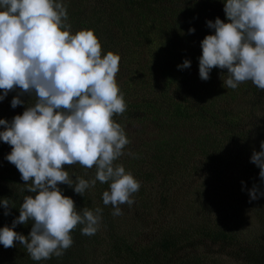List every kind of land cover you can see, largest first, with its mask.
<instances>
[{
  "label": "clouds",
  "instance_id": "clouds-1",
  "mask_svg": "<svg viewBox=\"0 0 264 264\" xmlns=\"http://www.w3.org/2000/svg\"><path fill=\"white\" fill-rule=\"evenodd\" d=\"M222 2L228 22L219 17L206 22L214 34L201 41L199 76L207 81L214 68L226 69L223 87L236 89L251 81L264 91V0ZM67 21V7L58 0H0V101L9 92H18L12 108L24 103L25 94L35 101L11 121L0 119V141L11 146L6 160L21 174L22 191L34 194L23 197L11 227L0 228V244L7 249L19 242L34 261L64 255L78 225L87 236L99 229L102 209L78 212L60 185L84 196L97 181L108 183L102 199L114 208L113 216L122 215L121 205H133L132 196L141 187L122 164L114 163L130 143L113 119L127 108L116 80L121 57L113 52L102 56L94 31L72 34ZM190 67L188 59L178 65ZM260 149L253 151L251 162L264 180V141ZM74 165L95 166L94 178L65 170ZM248 194L250 201L264 196L257 185ZM0 205L5 216L11 214L8 198L0 199ZM29 223L27 236L15 231Z\"/></svg>",
  "mask_w": 264,
  "mask_h": 264
},
{
  "label": "trees",
  "instance_id": "trees-1",
  "mask_svg": "<svg viewBox=\"0 0 264 264\" xmlns=\"http://www.w3.org/2000/svg\"><path fill=\"white\" fill-rule=\"evenodd\" d=\"M204 1L208 4L210 0H114V5L106 8L104 7V2L101 3L100 0H94L95 7L92 10L90 18L95 20L94 22H85V27L82 30H93L102 45V52L105 51L106 53L109 50L114 52L111 50L113 44L117 46L121 43L130 48L132 45H139L150 41L154 35H161L162 32L151 31V27L157 25L158 18H163L162 24H164H158V27H163L161 31L170 34L172 38H175V33L180 35L181 31L189 32L190 28H194V33L184 34L189 39L193 37L191 35L199 34L197 28L200 30L204 26H207V23L194 24L196 14L198 11L201 12L199 9H201L200 6ZM211 1L219 4L222 0ZM96 2H99L100 6ZM109 8L112 14L116 15L119 23L118 26L109 24L106 21L113 16L107 13L106 10ZM113 8L117 11L115 12ZM103 13L104 23L99 28L98 16H102ZM151 13L154 14V17ZM217 17L228 22L224 14L211 16V20L215 21ZM68 19L78 25L83 21L79 17H76L75 14H71ZM146 26L148 29L144 28ZM203 29L206 33L214 32V29H210L209 27ZM114 31L115 35L113 34ZM125 39H129V42H124ZM203 39L201 36H198L197 43L199 45L192 48V51L194 50V53H198V55L202 50L201 41ZM172 49L177 52L174 44ZM179 51L176 56H173L174 53L171 52L173 55L169 54L170 57L166 58L160 69L153 74H156V77L159 76L162 80V82H159V79H156L157 84L155 83V88L151 87L150 89L152 93H155L151 94V97L155 95L157 99L150 97L148 102L141 99L133 101L131 97L135 93L129 95V87L125 89L119 87L127 108L123 114L114 115L113 119L121 126L132 124L135 121L139 123H143L144 121H156L160 123L163 117H167V121H170V124L166 126V130L171 134L167 138L153 141L150 145L155 146L153 150L130 152L125 147L124 150L126 152L114 162L115 164L133 167H135V162H141V165L145 168L151 164L152 170L144 173L146 184L157 178L160 179V189L152 194L157 201H153L148 196V199L142 203V209H146L148 205H155L161 211L166 210V199H168L171 190L170 187H166L162 182L169 177L162 173H164V168H168L174 151L187 153V149L179 148V146H184L183 142H176L173 138V132H175L176 128H180V123L191 122L192 119L204 120V113L206 111L211 113L209 118L213 120V126L216 129H222L220 133L223 136L222 142L225 144H222L223 150H219L218 147L215 149L211 145L203 146L204 164L201 166L204 169L209 167L210 169L212 167L219 168L225 163L227 147L240 143L239 139L243 137V133L240 130L239 120H245L244 115H247V112L241 108H236L235 110L239 111L240 115L233 114L234 110L223 109L222 106L212 104L210 102L212 97L220 94L225 102L226 97L234 90L245 89L258 97L257 105L264 104V91L258 89L256 86L250 87L249 82L241 83L236 89L229 90L223 87L222 80L216 81L212 77L214 69L211 71L210 79L207 81L202 80L200 76H195V74L184 73L181 69H178V65H181L188 58L184 57L185 48H180ZM182 53H184L183 59L181 58ZM128 56L140 58L141 51L139 50L138 53H135L129 49V53L123 61L124 63L129 60L127 59ZM196 74H199V72ZM143 80L142 78L140 81ZM140 85L141 88L143 85L146 87L147 82L143 81ZM168 86L172 87L173 95L177 100L170 98ZM222 89L225 90L222 92ZM17 94L18 92H12L8 96L14 98ZM21 99L24 103L16 108H12L11 103L5 100L7 108L3 111L0 119L11 121L15 115L22 114L31 102H35L27 94L21 96ZM262 110L264 116V108ZM255 123L259 133H264V119L262 118L261 121L255 120ZM0 130H3V126H0ZM208 137V135L199 134L193 140L205 143ZM240 145L242 146L244 143H240ZM213 149L216 151L215 153ZM10 152L11 146L0 141V199L8 198L10 205L13 206H10L11 214L5 216V209L0 205V228L6 225L11 227L13 220L20 214L19 207L23 203V197L25 195H34L28 193L26 190L22 191L25 188L23 185L25 182L21 180V174L13 164L6 160V156ZM65 170H68L70 174L75 172L88 180H91L95 176V166L90 170L84 169L79 165H74L70 168L65 166ZM218 176L219 172L217 169L209 174L210 178H217ZM139 178L143 179L142 176ZM247 181H249L247 183V190L252 189L254 185L259 186V181L262 184V180L249 179ZM172 182L173 186L176 181ZM60 188L65 196H69L75 201L78 212H82L84 207L92 210L97 207L102 209V218L98 231L92 236L82 235L81 229L83 225H78L71 232L74 243L64 255L60 257L53 256L51 259L41 261L32 260L27 254L26 249L19 242H16L15 247L7 249L0 244V264H221L219 261L209 257L208 254H205L204 251H201L199 254L184 255L179 256L178 259H173L181 250L183 242H186L188 246L197 244L200 247L204 238L205 244L215 245L219 243L222 247L229 244L235 245L238 241H244L241 252L236 253L234 258L240 257L241 264H264V213L262 214V212H255L253 210V216L257 220V226H255L256 236L248 238L246 235L238 232V230L233 231L231 225L226 224L220 228L212 227L213 223L209 220H204L205 222H201L198 225L192 224L189 220L187 228L181 230L172 229L171 225H176L178 213L170 209L168 214L167 212L164 213L165 216H169L166 220L158 219V227L164 231V234L161 237L155 236L145 240L142 237L141 225L136 224L139 221L136 213L130 210L134 206V203L131 207L127 204L121 205L122 215L119 216L112 215L114 208L111 205H104L102 195L104 191L109 190L108 183L97 181L94 187L85 191L84 196L76 194L67 185L62 184ZM242 189L246 190L243 187ZM247 190L245 198L240 195L242 197L239 200L241 203L244 201V204L246 203L247 207L252 209V203L257 202L248 200L250 197ZM239 193L237 192V195ZM201 206L205 209V213L209 212L206 204L202 203ZM233 208L239 213L240 208H238L236 203H234ZM253 212L251 210V213ZM31 228V223L27 225L20 224L16 226L15 231L27 236Z\"/></svg>",
  "mask_w": 264,
  "mask_h": 264
},
{
  "label": "rangeland",
  "instance_id": "rangeland-1",
  "mask_svg": "<svg viewBox=\"0 0 264 264\" xmlns=\"http://www.w3.org/2000/svg\"><path fill=\"white\" fill-rule=\"evenodd\" d=\"M58 2H63L66 5L68 17L71 14H75L76 17L83 20L82 23L78 25L68 19L67 23L71 25L72 34L82 30L85 27V22H94L95 19L90 18L92 10L95 7L94 0H58ZM100 2H104V7L106 8L114 5V0H100ZM203 3L200 6L201 9H199L201 12L198 11L196 14L194 20L195 25L206 23L208 20H211V16L225 15L222 1H220L219 4L211 0L208 4L205 1ZM96 4L100 6L99 2H96ZM113 10L115 12L117 11L114 8ZM106 11L108 14L113 15L110 8ZM151 15L154 17L153 13H151ZM98 17L100 28V25L104 23V13L102 16ZM106 21L114 26H118L119 24L116 15H113L111 19ZM162 23L163 18H158L157 25L151 27L152 32H162V34L158 36L154 35V37L146 43L132 45L130 48H127L121 43L117 46L113 44L111 47V50L114 51L113 53L121 57L119 64L120 70L116 75L118 86L123 89L129 87V95L135 93L134 96L131 97L133 101L141 99L148 102L150 100L151 94H155L152 93L150 89L151 87L155 88L157 84L156 79L162 82L159 76L156 77V74L153 75L154 72L160 69L166 58L170 57L169 54L173 55L172 53H174L173 56H176L177 52H180V48H185V56L184 53H182L181 58L183 59L184 56L191 61V67L183 69L182 71L190 75L195 74V76L197 75L198 77L199 74L196 73L199 72V57L202 54V50L198 55V53H194V50L192 51V48L199 45L197 43L198 36L205 38L207 35L214 34V32L206 33L203 28L208 27L204 26L200 30L197 28L199 34L191 35L193 36L192 38L188 39L184 35L189 33L188 31H181L180 35L175 33V38H172L170 34L161 31L163 27H158V24ZM144 28L148 29L147 26ZM113 34L115 35V31ZM124 42H129V39H125ZM173 44L177 48V52L174 51V49L171 50ZM129 49L135 53H138L140 50L141 56L140 58L128 56L127 59L129 60L124 63L123 61L125 56L128 55ZM108 52L111 51L109 50ZM107 53L105 51L102 52V56ZM192 58L194 59L191 60ZM226 71V69L220 70L219 68H214V75H212V77L216 81H220L222 80L221 76L225 74L224 78L226 79ZM142 78L144 79L143 81L147 82V86L145 87L143 85L141 88L140 84L143 81L140 80ZM249 86L255 87L251 81H249ZM168 89L170 98L177 100L173 95L172 87L168 86ZM224 90L225 89H222V92ZM0 94H2V90H0ZM10 94H12V92H9L8 95ZM151 98L157 99L155 95ZM226 98L224 102L219 94L212 97L210 102L217 106H222L223 109L234 110L233 114L236 115H240L239 111L235 110L236 108H241L243 111L247 112V115H244L245 120H239L240 130L243 133V137L239 139V142L244 143V145L241 146L240 143H237V145L228 146L225 153V163L221 167H212L211 169L209 167L204 169L201 166L204 164V157L202 154L203 146L211 145V147L213 146L215 149L218 147L219 150H223L224 147L222 144L225 143L222 142L223 136L220 133L222 129H216L213 126V120L209 118L211 113L208 111L204 113V120L192 119L191 122L180 123V128H176L174 130L175 132H173V138L176 142H183V147L178 146L179 148L187 149V153L183 151H174L172 153L173 158H170L168 168H164V173H162L169 177L162 182L166 187H170L171 190L168 199H166L167 206L165 211H161L156 208L155 205H148L146 209H142V203L148 199V196L153 201H157L152 194L160 189L159 178L147 182L146 184L144 173L152 170L151 164H149L147 168L141 165V162H135V167L128 165L124 166L126 172H130L141 185L139 191L132 196V199H134V206L132 205L133 207L130 208V210L136 213L139 220L136 224L141 225L142 237L145 240L155 236L161 237L164 234V231L158 227V219L161 218V220H166L169 216H165L164 213L167 212L168 214L170 209L178 213V216H176V225L174 226V224H172V229L181 230L187 228L189 220L192 224L197 225L201 222H205L204 220H209L213 223L212 227L220 228L227 224L231 225L233 231L238 230V232L246 235L248 238L256 236L255 226H257V220L253 216V210L255 212H262V214L264 213V196H261L257 200H252L253 202H257L252 203V209H249L247 204H244V201L241 203L239 198L242 196L245 198V194L247 195V183L249 182L247 180H261L259 177L260 169L251 162V156L254 150H261L260 142L264 141V133H259L255 123V120L261 121L262 118L264 119L263 110L261 111V109L264 108V104L257 105L258 97L252 95L245 89L234 90ZM12 99V97L8 96L7 99L5 98L3 101H0V116L3 115V111L7 108L5 100L11 103ZM167 120V117H163L160 123L156 121H144L143 123H139L131 120L133 122L132 124H124L122 127L130 141V143L126 145V148L130 152L136 150H153L155 146H150L153 141L167 138V136L171 134L166 130V126L170 124V121ZM199 134L209 136L206 138L205 143L193 140V138ZM123 152L125 153L126 150ZM213 152L215 153L216 151L214 150ZM216 169L219 172V176L217 178H210L209 174ZM141 176L143 179L139 178ZM158 177H160V175H158ZM172 181H176L173 186ZM242 182L244 183L242 184ZM242 187L246 188V190H241ZM258 187L261 192H264V180H262V184L259 181ZM237 192H240L239 195H237ZM247 192H249V190H247ZM248 200L250 199L248 198ZM245 202H247V200H245ZM202 203L208 206V213H205V209L201 206ZM234 203L240 208L239 213L233 208ZM251 210L253 213H251ZM246 216L247 218H245ZM243 242L244 241H238L235 245L229 244L225 247H222L219 243L215 245L205 244V238L200 247L197 244L188 246L186 242H183L181 250L173 259H178L179 256L184 255L199 254L201 251H204L205 254H208L209 257L219 261L221 264H241L240 257L234 258V256L236 253L238 254L241 252V248L244 244Z\"/></svg>",
  "mask_w": 264,
  "mask_h": 264
}]
</instances>
